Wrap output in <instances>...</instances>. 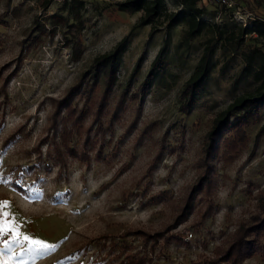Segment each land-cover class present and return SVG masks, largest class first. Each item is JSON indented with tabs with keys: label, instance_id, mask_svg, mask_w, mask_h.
Segmentation results:
<instances>
[{
	"label": "rangeland",
	"instance_id": "obj_1",
	"mask_svg": "<svg viewBox=\"0 0 264 264\" xmlns=\"http://www.w3.org/2000/svg\"><path fill=\"white\" fill-rule=\"evenodd\" d=\"M84 1L82 47L79 59L72 61L59 28L51 36L44 35L51 24L35 36L31 30L35 20L40 24L57 11L60 0L45 12L35 0H0V73L2 78L12 74L5 87L6 102L0 105V213H8L0 219L15 226L20 238L27 235L56 245L44 254H30L22 251L27 242L12 244L13 258L8 259L10 251L0 243V264H117L118 249L111 251L108 241L121 240L119 235L135 230L177 233L183 239L184 244L170 243L151 253L138 239L127 237L130 250L146 252L150 261L145 264H188L197 257L210 258L214 247L223 245L258 212V193L264 189V137H256V132L264 124V100L246 126L245 147L232 161H222L218 144L210 214L198 224L203 210L198 203L185 221L170 225L197 175L202 137L212 118L257 85L252 77L239 73L241 53L259 47L258 40L246 35L238 48L217 42L209 79L184 115L178 111L177 96L211 32L204 30L186 41L182 22L152 35L148 26L134 29L120 56L106 113L92 126L98 132L91 134V143L84 148L88 160L67 156L59 167L46 154V143H41L51 113L49 98L62 97L94 58L109 52L130 31L139 16L117 12L113 4L122 0ZM230 1L234 4L230 11L214 0H198L197 6L204 9L207 24L226 32L249 27L248 16L264 19V0ZM164 2L168 11H178L171 0ZM162 47L163 68L139 97L137 89ZM101 89L99 77L90 96H98ZM14 132L16 139L3 147ZM226 136L227 132L222 138ZM70 145L79 148L80 140L73 135ZM3 201H8L7 206ZM103 236H109L105 247L99 239ZM4 239L8 236L0 237ZM244 264H264V251Z\"/></svg>",
	"mask_w": 264,
	"mask_h": 264
},
{
	"label": "trees",
	"instance_id": "obj_2",
	"mask_svg": "<svg viewBox=\"0 0 264 264\" xmlns=\"http://www.w3.org/2000/svg\"><path fill=\"white\" fill-rule=\"evenodd\" d=\"M35 1L39 4L41 11L45 12L51 3L56 0ZM60 1L61 4L57 11L45 16L40 24H37L35 20V25L31 30L32 32L35 31V36L43 33L46 26L51 24L49 25L50 28L44 32V35L51 36L55 33V29L59 28L62 31V38L70 50L71 60L77 61L82 47L81 33L84 30L83 14L86 9V2L84 0ZM171 1L174 6L178 7V11L175 13L166 9L164 0H122L113 4L117 12L128 15L138 13L139 16L130 31L117 41L109 52L94 58L89 69L76 79L62 97L58 99L49 98L51 113L48 116L46 134L42 137L41 143H46V154L59 167L64 166V160L67 156L78 160H88L84 148L91 143V134L98 132L97 127L92 129V126L100 122V117L106 113L104 110L105 102L116 83L115 73L118 70L119 59L128 46L134 29L148 26L149 35H152L161 28L168 30L182 22L185 25L183 38L186 41L199 36L204 30L211 32L212 35L204 40L199 58L177 96L178 111L184 115L190 112L209 79L217 42L222 40L238 48L242 44L244 36L253 35L254 39L258 40L259 47H249L241 53L243 67L239 74L240 76L252 77L257 85L252 91L236 96L212 118L208 131L202 137L200 154L195 164L197 175L186 191L179 207V213L174 218L175 223L170 225L175 227L177 223L180 224L194 210L198 203L203 205L198 224L201 225L203 220L210 214L212 210L211 188L214 158L218 150V144L221 143L222 147V161L229 163L247 143L246 126L250 120L255 118L254 113L258 105L264 100V19L251 17L246 21L249 23V27L239 28L237 33L226 32L216 24H207L203 20L205 13L202 7L197 6L198 0ZM214 2L226 11L234 9V7L231 9L225 8L215 0ZM162 52L163 47L157 51L150 62L149 70L137 89L139 97L146 93L159 71L163 68ZM140 61L139 58L135 62L132 69L133 73L138 69ZM2 74L0 73V105L6 102L5 87L12 78L10 73H6L3 78L1 77ZM99 77L102 81V89L99 95L93 98L90 96L91 87ZM78 100H81V103L78 104ZM118 107L119 102L114 108L115 113ZM86 119H88V122H86ZM226 132L227 136L222 138ZM73 135L80 140L79 148L70 145ZM259 136L264 137V124L256 132V137ZM15 139L16 134L14 132L3 141V147L12 143ZM11 185L16 191H21L16 185ZM257 200L258 212L247 222L241 224L223 245L214 247L210 258L197 257L188 264H244L246 259L260 255L264 251V189L258 193ZM108 237H99L103 241L102 247H105L104 241ZM127 237L138 239L140 245L144 248L147 247V251L151 253L154 248L162 251L170 243L184 244L183 239L177 233L155 232L149 234L142 230L125 232L118 236V239L121 240H109L107 243L110 250L118 249L116 257H121V259L117 264H145L150 261L149 257L146 256V252L140 253L130 250L125 242Z\"/></svg>",
	"mask_w": 264,
	"mask_h": 264
},
{
	"label": "snow or ice",
	"instance_id": "obj_3",
	"mask_svg": "<svg viewBox=\"0 0 264 264\" xmlns=\"http://www.w3.org/2000/svg\"><path fill=\"white\" fill-rule=\"evenodd\" d=\"M61 195L57 193V196ZM4 206H7L8 201L2 202ZM8 215L7 212L0 213V217H6ZM9 233L11 235L9 236ZM8 236V239H4L0 241L4 249L9 250L10 254L8 259L13 258V253L11 252V245L12 244H25L27 242L26 247L22 248L23 252H27L30 254H44L46 252L51 251L56 247L55 244H49L44 242L43 240L32 239L31 237L24 235L22 238L21 234L16 231L15 226H9V222L3 219H0V237ZM15 255H20V253H14Z\"/></svg>",
	"mask_w": 264,
	"mask_h": 264
},
{
	"label": "built area",
	"instance_id": "obj_4",
	"mask_svg": "<svg viewBox=\"0 0 264 264\" xmlns=\"http://www.w3.org/2000/svg\"><path fill=\"white\" fill-rule=\"evenodd\" d=\"M215 1L218 2L219 5H221L225 8L231 9L234 6L233 2H231L230 0H215ZM249 18H251V16L246 17V20H248ZM188 236H190V235H188Z\"/></svg>",
	"mask_w": 264,
	"mask_h": 264
}]
</instances>
